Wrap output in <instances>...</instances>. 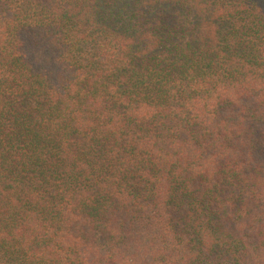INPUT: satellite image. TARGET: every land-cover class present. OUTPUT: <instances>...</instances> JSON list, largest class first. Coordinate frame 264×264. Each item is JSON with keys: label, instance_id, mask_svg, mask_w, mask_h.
<instances>
[{"label": "trees", "instance_id": "16d2710c", "mask_svg": "<svg viewBox=\"0 0 264 264\" xmlns=\"http://www.w3.org/2000/svg\"><path fill=\"white\" fill-rule=\"evenodd\" d=\"M0 264H264V0H0Z\"/></svg>", "mask_w": 264, "mask_h": 264}]
</instances>
